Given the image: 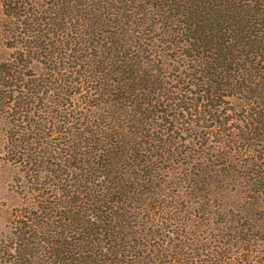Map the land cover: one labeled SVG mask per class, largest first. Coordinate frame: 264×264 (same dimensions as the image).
Instances as JSON below:
<instances>
[{"label": "trees", "instance_id": "16d2710c", "mask_svg": "<svg viewBox=\"0 0 264 264\" xmlns=\"http://www.w3.org/2000/svg\"><path fill=\"white\" fill-rule=\"evenodd\" d=\"M0 6V264H264V0Z\"/></svg>", "mask_w": 264, "mask_h": 264}, {"label": "rangeland", "instance_id": "374dc122", "mask_svg": "<svg viewBox=\"0 0 264 264\" xmlns=\"http://www.w3.org/2000/svg\"><path fill=\"white\" fill-rule=\"evenodd\" d=\"M2 24H3V15H2V8L0 6V59L3 58L4 54H6L5 53L6 51L4 49L5 37L3 34ZM1 173L4 174V172L1 170V165H0V175H1ZM4 176H5V178H7L8 174L7 175L4 174ZM0 187H1V184H0ZM0 194H2V190H0Z\"/></svg>", "mask_w": 264, "mask_h": 264}]
</instances>
